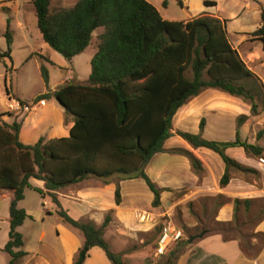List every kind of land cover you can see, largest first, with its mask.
<instances>
[{"label": "trees", "instance_id": "obj_1", "mask_svg": "<svg viewBox=\"0 0 264 264\" xmlns=\"http://www.w3.org/2000/svg\"><path fill=\"white\" fill-rule=\"evenodd\" d=\"M52 1L30 0V3L43 42L66 60L83 52L93 34L101 31L95 34L96 51L90 59L86 84L66 82L52 91L46 66L43 63L39 66L45 91L31 103L54 97L72 121L67 136L47 141L40 137L33 144H25L19 139L22 117L15 115L8 122L4 117L11 118L13 112H0V189L13 193L8 207V238L0 250L7 253V264H21L27 255L17 228L31 216L17 202L23 199L24 189L29 188L42 199L47 196L59 207L58 215L82 232L84 241L72 264H83L93 246L100 247L111 264H126L120 253L111 251L103 237L112 211L100 226L74 219L60 208L56 191L87 177L103 182L112 177L141 178L153 194L152 206H158L162 188L145 172L153 154L175 151L186 156L194 168L201 165L186 149L163 147L172 135V118L177 109L203 89L215 88L247 101L250 115L255 116L264 109V84L231 46L225 20L208 15L187 21L167 20L147 0H76L69 7H54ZM166 3L163 0L164 6ZM260 18L259 27L251 35L264 47V8ZM6 24V49L0 50V60L9 61V66L4 64L7 70L12 67L9 19ZM246 117L239 115L237 125ZM203 125L201 119L200 130ZM177 134L195 148L206 147L220 155L225 163L221 186L228 183L230 168L255 171L228 156L227 147L240 146L247 153L264 157L263 146L241 140L238 135L234 141L222 142L205 139L200 132ZM30 178L41 180L43 187L32 185ZM249 202L234 200L235 206ZM115 203H120L118 183ZM234 229L228 226L220 232ZM176 252L168 254L165 264H174Z\"/></svg>", "mask_w": 264, "mask_h": 264}, {"label": "crops", "instance_id": "obj_2", "mask_svg": "<svg viewBox=\"0 0 264 264\" xmlns=\"http://www.w3.org/2000/svg\"><path fill=\"white\" fill-rule=\"evenodd\" d=\"M75 1L71 0L72 3L69 5L62 4V6H72ZM147 1L155 6L162 18L167 20L187 21L200 15L225 20L226 35L231 46L237 51L246 67L257 75L264 84V47L261 41L251 35L260 25V13L264 8V0H208L210 2L208 4L204 3L205 0H170L165 6L163 0ZM174 1L180 5L181 12L169 9L170 3ZM2 7L7 8L10 19L15 21L16 29L24 35V39H28L25 33L24 19L27 13L34 12L30 0H0V10H3ZM6 26L5 19L4 27L6 28ZM41 41L44 43L43 40ZM13 44L12 39L11 47ZM5 49L6 43L0 45V50ZM31 52L40 60V63L37 62L39 66L46 61L45 58L48 59L46 50L41 49V47L37 51L32 49ZM0 62L9 66L7 59L0 60ZM46 67L52 91L66 82H71L72 75L66 73L65 70L58 87L55 88L51 81L50 69L48 66ZM2 73L0 70V76ZM89 73L90 71L86 73L85 78H88ZM4 77L6 81L8 76L5 73ZM72 82L76 83L77 81ZM86 83L79 82V84ZM36 95L29 100L15 95L14 98H10L9 102V89L5 85V94L0 97V99L8 100L0 112L12 111L11 120L15 115L22 117L19 139L22 136L21 141L23 143L33 144L40 137L47 141L67 136L72 121L65 115L64 109L54 97L41 100L30 106L27 112H20L14 107L16 98L32 104V99ZM239 100H241L239 97L218 89L205 88L177 109L172 118V135L164 141L163 147L165 149L183 148L192 152L200 160L203 170L201 174L196 173L190 160L182 154L174 152L153 154L145 166V172L151 181L162 188L158 206H152L153 194L141 178L118 180L117 177H112L109 182H103L94 177H87L56 191L60 208L74 219L92 221L97 226L101 225L106 214L111 210L112 220L103 230V237L110 246L108 241L110 238L126 236L142 238L157 223L160 216L169 214L172 210L174 211L175 206L181 204L183 205V221H181L180 226L176 224L175 226L182 230L183 236L170 246L174 245L171 250L169 249V253L177 251L174 264H264V164L258 161V156L250 155L240 146L227 147L225 152L228 156L255 171L246 172L230 168L228 183L221 186L219 181L225 171V163L220 155L206 147L195 148L180 136L173 134L177 129L191 133L200 132L205 139L222 142L234 141L238 135L241 140L247 139V142L255 143L256 138L248 139L246 136L247 126L238 127L236 120L232 118V115L237 114ZM201 119L204 120L202 130H200ZM255 144L264 147V139L258 140ZM29 181L34 186L43 187L41 180L30 178ZM117 183L120 189L119 204L115 203ZM5 198L8 203L4 216L6 238L0 247L8 238V207L13 198L12 191H9ZM24 198L25 196L22 200ZM235 199L249 200L250 202L247 205L240 203L235 206ZM196 202L198 203L196 204ZM207 202H211L212 206L216 205L213 221L230 223V225L237 222L236 232L241 237L242 234L238 227L251 222L247 240L243 241L236 236L229 237L222 232L207 230H201L195 235L184 236L186 227H196L198 223H201L199 217L203 215ZM194 204L197 208H194ZM24 210L33 216L29 209ZM40 210L45 215L57 220L54 225L56 240L48 249L39 248L36 253L26 250L27 255L21 264H72L76 251L84 241L82 232L58 215L59 207L51 202L47 196L44 199L41 198ZM40 213L39 211V215L32 219L44 221L45 219L40 216ZM163 221L164 224L165 221ZM115 224H120L121 227L113 231V235H110L108 233L109 226H115ZM200 233H202L201 236H199ZM44 235L45 230H41L39 237L43 238ZM158 236L153 246L154 252ZM192 236H195L193 239H196L194 243L188 241ZM183 239L187 240L181 243ZM178 242L181 244L179 245ZM175 246H179L178 248H183V250L179 249L180 251H178ZM151 250L152 245L146 244L143 253H150ZM117 253L121 252L118 250ZM123 258L126 262L125 254ZM83 264H111V262L100 247L93 246L89 249Z\"/></svg>", "mask_w": 264, "mask_h": 264}, {"label": "rangeland", "instance_id": "obj_3", "mask_svg": "<svg viewBox=\"0 0 264 264\" xmlns=\"http://www.w3.org/2000/svg\"><path fill=\"white\" fill-rule=\"evenodd\" d=\"M70 3H72L71 0H53L51 2V5L56 7V6H62V4L69 5ZM169 9L175 10L176 12H181V7L176 1L170 3ZM5 19L6 20L9 19L10 21L9 31L11 32L14 44L12 45V47H10L11 57H12V67H10L9 69L7 68L6 70L5 65H3L0 62V70L3 72L2 76H0V97H2L5 94V85L9 89V102H10V98L11 97L14 98L15 95L19 96L22 99L29 100L34 95L43 92L45 90V86L42 81L39 70L38 63H40V60L36 57L35 54L33 55L31 54L32 49H35L37 51L39 47H41V49L43 50H46V57H48L49 61L47 62V64H45L46 61L42 63L45 66L49 67L50 73L52 75L51 81L55 88L58 87L62 77L64 76L65 70L66 73L72 75L71 82L75 80L77 81L76 83L87 82V78H85L87 76L86 73L90 71V59L96 50L95 34L100 32L101 31L100 29H98L93 34L92 40L90 44L86 47V49L82 53L75 56L71 61H68L58 52L50 48L48 45L42 43L41 34L36 24V17L34 15V12L27 13L24 19L26 24L25 33L28 36V39H24L23 38L24 35L19 30L16 29L15 21L14 20L12 21L10 19L9 11L7 12L4 10H0V45L6 43V38L4 35V32L6 30V28L4 27ZM4 73L5 75L8 76L6 81H5ZM6 101L8 100L4 98L0 99V111L4 109L5 107L4 103H6ZM27 104L29 105V109L30 106L33 105V104L31 105L28 102ZM19 111L27 112L23 110H19ZM239 115L247 116L238 127L242 125L247 126L246 136H248V139L256 138L255 143L260 139H264V109L258 115L255 116L250 115V104L247 101H243L241 99L237 103V114L232 115V118H234L237 122V117ZM4 120L9 121L11 120V118L5 116ZM179 131L181 130L177 129L173 134L178 135L177 132ZM257 133L258 134L260 133V136L259 135L257 136ZM21 139H23L22 136ZM245 140L248 141L247 139ZM166 152L175 153V151H169V150ZM193 170L196 173L201 174L203 168L200 165V167L198 168L193 167ZM8 192L9 191L0 189V244L2 243L4 238H6V234H5L6 220L4 216L6 215V208L8 205L5 196ZM24 196H25L24 200L17 202L18 203L17 206L27 210L29 209L33 213L32 214L33 216H31V218H26L24 224L20 226L17 230L23 236V240H24L23 249L25 251L27 250L32 253H36L37 249L39 248L43 249L45 247L48 249L51 246V244H53L54 241L56 240L55 237L56 231L54 225L56 224L57 220H55L54 217H49L48 215H45L44 212L42 213V211L40 210L41 197L36 191L32 189H25ZM197 203L198 202H196V204ZM196 204H194V208H197ZM182 210H183V205L179 204L175 206L174 211L172 210L169 214L160 216L157 223H155L154 226H152L142 238L126 236L123 238L108 239L110 243L111 251L117 253V251L119 250L121 252L120 254L122 255V257L125 254L127 264H165V262L168 259V253L171 250V248H173L174 245L170 247L169 248L170 250L168 249L167 252L163 255H156L153 246L155 244L156 237L158 236L159 228L163 224L162 223L163 219L166 218L164 220L165 222H170L180 226L181 221H183ZM198 210H200V208H198ZM39 211L41 212L40 216H43V219H45L44 221H41V219L39 220L32 219L34 218V216L36 217L39 215ZM215 211H216V205L212 206L211 202L209 203L207 202L206 207L204 208L203 211V215L199 217V219H201V223H198L196 227H190V228L186 227L184 236L195 235L199 233L200 228L203 229V227L209 229L208 231L220 232V230L222 229L227 230L228 226H232L235 227V229L224 233L225 236H229V237L236 236L242 239L243 241L247 240L246 237H248V235L250 234V228L252 225L250 224L251 222H249L248 224L240 225L238 227V230L242 234L241 237L238 234V232H236L237 222H235L233 225L232 224L219 225L217 224V222L213 221ZM119 227H121L120 224H115V226L110 225L108 233L110 235H113V231H116V229H118ZM41 230H45V235L43 238L39 237ZM186 240L184 239L181 240V243L185 242ZM195 240L196 239H193L191 243H194ZM181 243H179V245ZM146 244L152 245V250L150 251V253L145 254L143 252ZM178 247L179 246H175V248L178 249V251L183 250V248L180 249ZM7 260H8L7 253L5 251L0 250V264H6Z\"/></svg>", "mask_w": 264, "mask_h": 264}, {"label": "built area", "instance_id": "obj_4", "mask_svg": "<svg viewBox=\"0 0 264 264\" xmlns=\"http://www.w3.org/2000/svg\"><path fill=\"white\" fill-rule=\"evenodd\" d=\"M14 107L17 110L28 111V104H20L15 100ZM258 161L264 164V157H259ZM183 236L182 230L175 226V224L170 222H165L160 227V233L157 239V245L155 248V254L161 255L165 254L172 244L177 242Z\"/></svg>", "mask_w": 264, "mask_h": 264}, {"label": "water", "instance_id": "obj_5", "mask_svg": "<svg viewBox=\"0 0 264 264\" xmlns=\"http://www.w3.org/2000/svg\"><path fill=\"white\" fill-rule=\"evenodd\" d=\"M201 235H202V233L199 234V236H201ZM194 237H195V236L190 237V238L188 239V241L191 242V241L193 240Z\"/></svg>", "mask_w": 264, "mask_h": 264}]
</instances>
